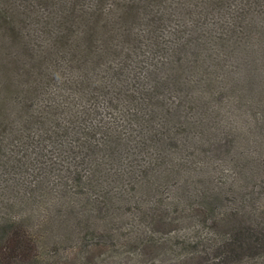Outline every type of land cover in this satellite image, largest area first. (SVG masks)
Returning <instances> with one entry per match:
<instances>
[{
    "label": "trees",
    "instance_id": "obj_1",
    "mask_svg": "<svg viewBox=\"0 0 264 264\" xmlns=\"http://www.w3.org/2000/svg\"><path fill=\"white\" fill-rule=\"evenodd\" d=\"M259 189L264 0H0V264H264Z\"/></svg>",
    "mask_w": 264,
    "mask_h": 264
},
{
    "label": "rangeland",
    "instance_id": "obj_2",
    "mask_svg": "<svg viewBox=\"0 0 264 264\" xmlns=\"http://www.w3.org/2000/svg\"><path fill=\"white\" fill-rule=\"evenodd\" d=\"M260 136V135H259ZM219 150H216L215 151V154L218 152ZM260 151H261V148H260ZM255 195H257V194H255ZM259 200H261V201H264V190H262V189H259Z\"/></svg>",
    "mask_w": 264,
    "mask_h": 264
}]
</instances>
